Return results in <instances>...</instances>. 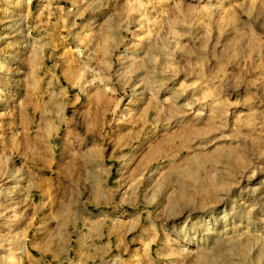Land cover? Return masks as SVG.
I'll list each match as a JSON object with an SVG mask.
<instances>
[{"label": "rangeland", "instance_id": "1", "mask_svg": "<svg viewBox=\"0 0 264 264\" xmlns=\"http://www.w3.org/2000/svg\"><path fill=\"white\" fill-rule=\"evenodd\" d=\"M0 264H264V0H0Z\"/></svg>", "mask_w": 264, "mask_h": 264}, {"label": "bare ground", "instance_id": "2", "mask_svg": "<svg viewBox=\"0 0 264 264\" xmlns=\"http://www.w3.org/2000/svg\"><path fill=\"white\" fill-rule=\"evenodd\" d=\"M39 48H41V47H39ZM40 54H41V49L39 51V56H40ZM38 70L39 69H36V71H38ZM35 90H36V88H35ZM35 96H36V98H39L40 100L43 98L41 95V92L36 93ZM53 111H56L59 117L62 116L63 118H65V116L67 115V108L65 106H61V102H60L59 98L56 99V94L54 92H52L50 94L49 101L44 104V108L41 110L42 117L44 118L45 115H50L51 113H53ZM66 124L68 125L67 122H66ZM58 131H59V129H58L57 125H52L47 120L42 121L39 128H38V131L36 133L35 149L37 150L43 142H46V141L48 142V140H49L50 145H51V147H50L51 156H54L55 151H54V145L51 141L52 140L51 138H52L53 134L54 133L57 134ZM69 132H70L69 130H66L63 134L64 136L62 139L63 141L61 143L59 159L64 158V156L67 154V147H66L65 141H66L67 135L70 134ZM55 168H56V170H58V167H56V165H55ZM27 177H28V179L31 177L32 178L34 177L37 182H36V185L33 186V188L35 189V187L36 188L38 187V188H40L41 192L43 191L42 185L47 181L46 179L36 177L30 173L27 174ZM30 190H29V192H30ZM21 246H22V248H24L25 243L22 242Z\"/></svg>", "mask_w": 264, "mask_h": 264}]
</instances>
